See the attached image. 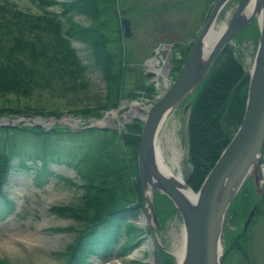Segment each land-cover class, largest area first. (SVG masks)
Masks as SVG:
<instances>
[{"label":"trees","instance_id":"obj_1","mask_svg":"<svg viewBox=\"0 0 264 264\" xmlns=\"http://www.w3.org/2000/svg\"><path fill=\"white\" fill-rule=\"evenodd\" d=\"M36 1L57 4L59 10L32 13L17 8L8 0H0V95L11 94L12 99L17 100L41 89L58 93L82 88L86 64L71 43L77 40L86 48L89 64L98 70L103 92L95 105L73 108L71 112L99 117V108L116 107L122 96L153 98L155 85L141 71L123 91L127 64L119 11L115 8L118 0ZM80 13L88 19L86 24L71 19L72 14ZM244 35L254 38L255 48L258 29L254 21L235 37L241 40ZM189 46L190 43L179 61L184 59ZM248 77V70L227 43L195 90L185 97L189 106L187 168L183 177L193 190L198 189L241 122ZM12 114L57 117L59 112L41 104L0 105V116ZM139 131L137 118L125 122L119 130L98 126L68 128L57 123L49 126L23 122L1 125L0 220L13 208V200L3 188L8 176L17 170L31 171L36 185L54 177L79 190L71 201L48 207L50 212L69 217L76 223L73 238L59 252L62 257L59 264H92L91 258L104 261L130 251L143 239V229L133 222L143 203L135 160ZM261 152L264 155V142ZM263 159L264 156L261 161ZM51 163L72 168L77 180L55 172L50 168ZM261 188V195L255 193L252 179H247L230 204L227 211L230 223L245 219L253 203L256 207L245 228L241 224L236 231L225 234L221 264L235 252L241 261L254 264L248 243L251 241L250 226L263 211L264 182ZM153 206L161 228L169 216L178 213L171 200L157 192ZM61 228L72 226L51 227L52 230ZM0 264L13 263L0 258ZM162 264H174L172 255L163 251Z\"/></svg>","mask_w":264,"mask_h":264},{"label":"rangeland","instance_id":"obj_2","mask_svg":"<svg viewBox=\"0 0 264 264\" xmlns=\"http://www.w3.org/2000/svg\"><path fill=\"white\" fill-rule=\"evenodd\" d=\"M8 1L14 3L17 8L32 13L59 10L57 4L45 5L36 0ZM211 1L118 0L115 3V8L119 11V21L121 16L126 17L129 20L130 30L127 36H122L127 64L123 91L131 86L133 78L140 71L146 76L148 81L155 82L153 75L149 74L148 71L146 72L149 67L148 61L150 57L154 54L157 56L158 60L153 62L152 65L158 69L162 68L163 64L170 63L172 52L176 51L177 53L178 50L184 48L185 44L194 38ZM235 3L236 0H228L226 2L214 22V29H218L227 20ZM71 19L80 24L88 22V19L81 13L72 14ZM71 43L82 62L86 64L84 71L85 85L82 88L58 93H51L47 89H41L32 93L30 97H19L17 100L12 99L13 96L11 94L0 95V105L15 103L41 104L45 108H53L59 112L57 117L47 115L59 118V121H53L52 123L66 125L68 128H83L95 126L88 124L91 121H95V118H99L100 123L103 124L101 127H114L119 130L125 122L135 118L138 119L137 116L140 115L139 111L134 116H130L128 120L123 121L126 117V113L123 111L124 106L129 105L131 102H136L140 108L146 109L147 105L160 92L163 82L161 73L158 74L160 83L157 86L154 83L156 91L150 100L142 96L131 99L127 96H122L119 98L116 107L109 109L99 108V117H84L71 112L70 109L73 108H89L95 105L99 102L103 92V82L100 79V74L98 70L89 64L90 60L86 48L77 40H72ZM228 43L234 48L244 68L250 69L255 51L253 47L254 38L250 35H244L241 40L233 37ZM165 78L169 81L171 78L170 74L168 73ZM186 103H189V101L183 98L166 115L157 134V143L162 148L165 161L171 164L174 173H179L182 177L187 168L185 158L188 137V107H184ZM113 108L115 109L111 112ZM117 108L120 110H117ZM20 115L23 114L3 115L0 118L12 119L14 121L13 124L18 122H38L37 116L28 117L23 115V117L27 118L23 121V119L19 120ZM71 124H76L77 127H73ZM41 125L49 126L45 120L41 121ZM173 144L178 151V162L175 164L168 161V156L171 153L169 146ZM260 165H264V160ZM50 168L55 172L77 180L73 169L70 167L51 163ZM3 188L13 200V208L0 220V258L13 264H59L62 260L59 252L73 238L75 234V229L73 228L76 227V223L69 217L59 216L50 212L48 207L52 204L71 201L78 193V188L65 184L62 180H56L54 177H49L46 182L36 185L33 183L31 171L25 170H17L10 173ZM243 221L244 219H237L235 223H230L228 214H226L222 233L223 246L227 231H230V233L236 231L243 224ZM133 222L143 229V239L136 247L124 254L104 261L91 258L90 262L92 264H151L150 256L153 255V247L147 238L148 229L146 223L141 225V220L137 216ZM53 226H72V228L52 230L51 227ZM250 231L251 241L248 243V251L251 259L254 264H264V206L262 213L251 224ZM156 233L160 242L169 249L179 246L182 239V222L179 213H173L169 216L162 228L161 225L160 228H156ZM123 238L122 236L120 240L122 241ZM225 264L247 263L241 261L240 255L235 252L227 259Z\"/></svg>","mask_w":264,"mask_h":264},{"label":"water","instance_id":"obj_3","mask_svg":"<svg viewBox=\"0 0 264 264\" xmlns=\"http://www.w3.org/2000/svg\"><path fill=\"white\" fill-rule=\"evenodd\" d=\"M227 1L215 0L211 4L173 79L168 84H163L146 109L139 108L140 115L137 117L140 120V131L135 160L139 194L143 203L137 217L141 220V225L146 223L148 229L147 238L153 247L151 264H162L163 251L172 255L175 264H221L224 254L223 226L230 204L247 179H252L255 193H262L264 171L260 167V158L264 142V0H236L227 20L205 50V39ZM252 21L257 25L258 40L248 71L241 122L205 174L198 189L193 190L179 173L169 174L160 169L156 151L158 130L166 115L195 90L222 48ZM120 25L122 35L127 36L130 32L129 20L121 16ZM151 58L156 56L152 55ZM169 69L170 65L167 67ZM148 73L154 75V79L158 78L151 67ZM188 105L186 103L184 107ZM123 111L127 116L123 121H126L130 118L127 114L128 105L123 107ZM36 118L37 123H28L40 126L43 120L47 121V125L59 121V118L53 116ZM21 119L24 121L27 118L20 115L19 120ZM94 120L88 125L103 126L99 118ZM13 123L12 119L0 118V125ZM71 125L77 127L76 124ZM188 189L195 194L193 197L186 192ZM156 192L167 196L181 217L184 249L180 261L176 260L172 249L160 242L156 233V228H160L153 206ZM255 207L256 203H253L242 228L248 225Z\"/></svg>","mask_w":264,"mask_h":264},{"label":"bare ground","instance_id":"obj_4","mask_svg":"<svg viewBox=\"0 0 264 264\" xmlns=\"http://www.w3.org/2000/svg\"><path fill=\"white\" fill-rule=\"evenodd\" d=\"M221 27H222V24L218 29L213 28L212 31L209 33V36L206 37L205 46H204L205 50H207L208 47L210 46V44L213 42L214 38L218 34ZM156 61H157L156 59L152 58V59H149L148 63L150 66H152V63L156 62ZM155 70L159 71L157 68ZM248 71H249V69H248ZM139 108H140V106L138 105V103L131 102L128 105V113H127L128 116L130 117V116H132V114L135 115L136 113H138ZM111 112H113V110ZM169 147H170L171 153L168 156V161H170L172 164H175L178 162V160H177V157H178L177 156L178 155L177 154V152H178L177 148H176V146H174V144L172 146H169ZM156 151H157V162H158L160 169H162V171H164L166 173L174 174V171L172 170L171 164H169L168 162L165 161L162 148L160 147V145L158 143L156 145ZM186 192L191 197H193L195 195L190 189H188V191L186 190ZM183 249H184V238H183V232H182V239H181L180 245L174 246V248L172 249V251L174 252V254L176 256L177 261H180L182 254H183Z\"/></svg>","mask_w":264,"mask_h":264},{"label":"flooded vegetation","instance_id":"obj_5","mask_svg":"<svg viewBox=\"0 0 264 264\" xmlns=\"http://www.w3.org/2000/svg\"><path fill=\"white\" fill-rule=\"evenodd\" d=\"M179 1H182V0H179ZM215 0H212L208 5V7H207V12L204 14V16H203V21H204V19H205V17H206V15H207V13H208V10H209V8H210V6H211V4L214 2ZM180 3V2H179ZM219 15V14H218ZM193 40V39H192ZM192 40L191 41H189L187 44H185V46H184V48H182V49H180V50H178L177 51V53H176V51H173L172 52V63H171V72H172V78L174 77V75L176 74V72H177V70H175V67L179 64L180 65V63L182 62V61H179L180 60V58H181V56H182V54H183V51H184V49L186 48V46L187 45H189V43H190V45H191V43H192ZM190 47V46H189ZM189 49V48H188ZM188 51V50H187ZM178 65V66H179ZM189 106V105H188Z\"/></svg>","mask_w":264,"mask_h":264}]
</instances>
